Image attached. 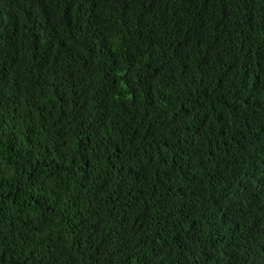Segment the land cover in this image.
Here are the masks:
<instances>
[{"label": "trees", "instance_id": "1", "mask_svg": "<svg viewBox=\"0 0 264 264\" xmlns=\"http://www.w3.org/2000/svg\"><path fill=\"white\" fill-rule=\"evenodd\" d=\"M0 264H264V0H0Z\"/></svg>", "mask_w": 264, "mask_h": 264}]
</instances>
